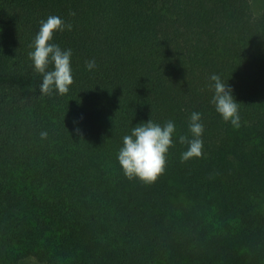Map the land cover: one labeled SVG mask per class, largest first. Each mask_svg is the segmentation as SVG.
Here are the masks:
<instances>
[{
    "label": "trees",
    "instance_id": "16d2710c",
    "mask_svg": "<svg viewBox=\"0 0 264 264\" xmlns=\"http://www.w3.org/2000/svg\"><path fill=\"white\" fill-rule=\"evenodd\" d=\"M49 16L71 24L50 41L72 51L62 95L40 92L29 59ZM213 74L240 103L238 128L211 103ZM193 112L202 155L182 161ZM149 119L176 132L163 173L143 183L117 154ZM31 260L264 264V11L249 0H0V264Z\"/></svg>",
    "mask_w": 264,
    "mask_h": 264
},
{
    "label": "clouds",
    "instance_id": "9594fccd",
    "mask_svg": "<svg viewBox=\"0 0 264 264\" xmlns=\"http://www.w3.org/2000/svg\"><path fill=\"white\" fill-rule=\"evenodd\" d=\"M71 30V24L58 16H49L40 22L30 45L29 59L34 70L42 76L40 92L42 94H66L73 83L71 69V49H61L58 44L50 43L55 31L64 28ZM51 65V70H49ZM96 68L95 60L86 62V70ZM213 96L211 103L216 112L225 122H230L235 128L240 126L238 103L233 96L227 81L213 74L210 76ZM191 138L179 136V143L186 144L187 148L181 153V160L187 161L199 158L202 155L203 141L201 139L204 126L201 122V113L193 112L189 117L188 125ZM176 126L173 121L163 125L156 124L150 119L131 128L130 134L122 138V146L117 154V161L122 173L128 179H136L143 183H154L161 175L166 165V154L173 146V136ZM41 139L47 137V132H41Z\"/></svg>",
    "mask_w": 264,
    "mask_h": 264
},
{
    "label": "rangeland",
    "instance_id": "374dc122",
    "mask_svg": "<svg viewBox=\"0 0 264 264\" xmlns=\"http://www.w3.org/2000/svg\"><path fill=\"white\" fill-rule=\"evenodd\" d=\"M250 9L254 16H259L264 11V0H249ZM30 264H39L31 260Z\"/></svg>",
    "mask_w": 264,
    "mask_h": 264
}]
</instances>
